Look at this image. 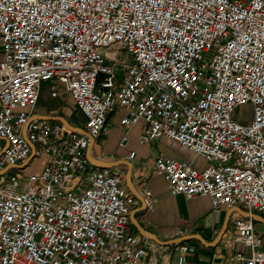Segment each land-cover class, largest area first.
Masks as SVG:
<instances>
[{"label":"built area","instance_id":"built-area-1","mask_svg":"<svg viewBox=\"0 0 264 264\" xmlns=\"http://www.w3.org/2000/svg\"><path fill=\"white\" fill-rule=\"evenodd\" d=\"M46 82L52 98L65 87L85 134L38 119ZM121 111L123 132L145 124L140 144L171 139L207 163L157 155L173 194L264 217V0H0V264H156L124 174L87 156ZM231 224L232 264H264L255 220ZM193 251L176 244L175 264Z\"/></svg>","mask_w":264,"mask_h":264},{"label":"crops","instance_id":"crops-1","mask_svg":"<svg viewBox=\"0 0 264 264\" xmlns=\"http://www.w3.org/2000/svg\"><path fill=\"white\" fill-rule=\"evenodd\" d=\"M40 103L37 109L38 119L42 116L62 117L55 114L50 108L41 106ZM76 111L77 109L75 108L73 114L77 117ZM115 115L122 116L124 115V112L121 111L120 113ZM113 116L108 122L110 129L116 128L117 126V124L111 126ZM62 118L67 120L69 124L74 127L80 128L81 126L79 125V122L80 124L82 122L79 120L78 117L77 122H71L65 117ZM144 128L145 124L139 123L133 129L138 130L142 134ZM104 140L100 148L98 149L93 148L92 145L91 153L96 159L97 157L101 156L102 159L100 161L117 163L130 162L132 164V188L129 189L127 186L128 190L134 197L132 205L131 223L134 227H136L132 222L133 216L135 220L139 222V224L146 231L152 233L160 240V242H156L155 240L144 236L148 239L151 244L152 258L156 261V264H175L174 250L176 244H164V242H168L170 240L178 239L181 237H192L190 240L182 242L187 243L194 250V253L188 258L189 263L232 264L235 251L238 249V246L229 245L227 241L223 238V236L221 237V240L217 243V245L210 246L200 241L196 236H201L206 242H213L218 239L226 223L227 228L229 226V230L227 231L226 228L225 233L230 231V234H232L231 219L233 212L231 214L230 210L225 209H221L220 211L215 212L212 209L210 198L206 196L188 199L184 195H175L172 193L169 184L164 177L152 173L151 163L154 158L159 154H165L169 158L187 161L191 163L194 167L199 169H204L207 167V163L203 158L195 157L188 150L181 147L177 142L171 139L164 138L157 142L162 148L161 150L154 149V147L152 146L153 142L149 144V146L148 144L144 145L138 142L141 147H145H143L142 150L139 152L136 151L137 158L135 160H129V152L131 150H136L135 147H129L127 143V151L124 154L117 155L115 153V149L111 154H108L105 153L103 148ZM122 140L119 142L120 145ZM114 169L121 171L124 174L126 181V176L129 170L128 167L121 164L117 167H114ZM146 188L152 193V199L154 200V206L152 209H147L145 207L144 190ZM221 223L222 226L218 230L217 226H219V224ZM258 224L259 223H257V226L259 228ZM259 230L261 229L259 228ZM261 231L264 232V230Z\"/></svg>","mask_w":264,"mask_h":264},{"label":"rangeland","instance_id":"rangeland-1","mask_svg":"<svg viewBox=\"0 0 264 264\" xmlns=\"http://www.w3.org/2000/svg\"><path fill=\"white\" fill-rule=\"evenodd\" d=\"M53 83L52 82H46L43 84V91L41 95V106L48 107L50 108L55 114L65 117L69 119L71 122H77L79 120L82 122L83 117L82 115L78 114L76 111V116H74V103L71 98V96L67 93L65 87L59 86L56 88L58 91L59 97L54 99L50 95V90L52 87ZM250 109L249 107H239L236 109L235 112V119L240 121V122H245V119L249 116ZM119 115L113 116V121H111V126L116 125L119 123L120 120ZM79 125L80 122H79ZM113 128V127H112ZM141 136V132L138 130H131L129 133H125L122 130L116 128L110 129L107 134H105V140H104V151L105 153L111 154L113 150L115 149V153L117 155H122L127 151L126 147H123L120 145V141L124 138L127 137L128 139V145L129 147H135L136 151L139 152L142 150L143 147L138 144L139 138ZM154 149L161 150L162 148L159 146L157 142L152 143ZM149 146V144H148ZM45 166V159L44 158H37L33 161V165L29 168L27 171V175H32V174H39L43 171ZM259 228L261 230H264V224L259 223ZM222 226V223L217 226V229L219 230ZM229 230V226L227 228V231ZM264 240V236H263Z\"/></svg>","mask_w":264,"mask_h":264},{"label":"water","instance_id":"water-1","mask_svg":"<svg viewBox=\"0 0 264 264\" xmlns=\"http://www.w3.org/2000/svg\"><path fill=\"white\" fill-rule=\"evenodd\" d=\"M39 119H44V120H58L60 122H62L67 128L75 131V132H78V133H81V134H85V132L83 131V129L79 128V127H74L72 126L71 124H69V122L67 120H65L64 118L62 117H50V116H42L40 117ZM92 145H93V140L91 139L90 140V145H89V149H88V160L98 166V167H103V168H114V167H117L121 164L125 165L128 167V174L126 176V181H127V186L129 189L132 188V182H131V173H132V169H133V166L130 162H120V163H117V162H105V161H100V160H97L91 153V149H92ZM238 212L244 216H251L257 223H261V224H264V217L260 216V215H256V214H250L248 212H245L243 211L242 209L240 208H235L234 210H230L231 214L232 212ZM132 219H133V224L137 227V229L140 231V233L147 237V238H150L152 240H155L156 242H160V240L155 236L153 235L152 233L146 231L140 224L139 222H137L135 220V218L132 216ZM226 228H227V223L225 224L221 234L219 235L218 239L213 241V242H206L201 236L197 235L196 237L202 241L203 243L205 244H208L210 246H215L217 245V243L221 240V237L225 234V231H226ZM192 237H181V238H178V239H174V240H170L168 242H164V244H172V245H175V244H179V243H182V242H185V241H188L190 240Z\"/></svg>","mask_w":264,"mask_h":264},{"label":"bare ground","instance_id":"bare-ground-1","mask_svg":"<svg viewBox=\"0 0 264 264\" xmlns=\"http://www.w3.org/2000/svg\"><path fill=\"white\" fill-rule=\"evenodd\" d=\"M77 112H78V114L82 115V117H83V114L80 110H77ZM235 214H238V212H235Z\"/></svg>","mask_w":264,"mask_h":264}]
</instances>
